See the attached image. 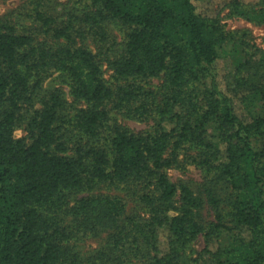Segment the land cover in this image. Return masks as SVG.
Wrapping results in <instances>:
<instances>
[{"label":"trees","instance_id":"trees-1","mask_svg":"<svg viewBox=\"0 0 264 264\" xmlns=\"http://www.w3.org/2000/svg\"><path fill=\"white\" fill-rule=\"evenodd\" d=\"M86 1L85 12L61 24L34 10L52 43L0 20V264H84L73 241L100 232L109 235L100 254L111 256L107 264H133L128 251L136 255L141 247L149 255L145 264H189L186 249L199 235L202 264H264V114L246 104L251 93L264 102V74L248 87L240 70L252 58L238 63V85L245 88L237 109L218 69L233 35L202 14L197 3L204 0ZM228 2L232 13L264 22V0L247 10ZM109 20L125 29L124 48L110 62L113 76L131 80L115 90L83 45L88 35L106 43ZM51 76L85 105L70 122L80 140L64 139L61 91L42 92ZM151 78L161 79L155 92L161 103L135 82ZM109 103L138 117L156 107L159 119L151 131L133 134L112 122ZM18 128L25 136L15 137ZM184 146L198 149L193 161L230 187L232 227L219 212L200 223V198L167 176ZM126 182L143 186L138 197L148 216L119 225L124 203L97 188ZM209 201L216 204L212 194ZM230 229L235 242L223 246L219 234Z\"/></svg>","mask_w":264,"mask_h":264},{"label":"rangeland","instance_id":"rangeland-1","mask_svg":"<svg viewBox=\"0 0 264 264\" xmlns=\"http://www.w3.org/2000/svg\"><path fill=\"white\" fill-rule=\"evenodd\" d=\"M237 1L244 6L243 9L247 10L250 9V6L257 5L258 1L260 3L261 0ZM197 6L205 16L217 17L223 24L224 29L233 35L230 41L231 46L226 45L223 48L227 51L221 53L218 69L219 79L222 80L225 89L233 96L234 105L238 109L242 105L239 93L243 92L245 88L238 85L239 72L242 71L240 76H245L248 80L246 83L248 87L256 83L259 76L264 74V22L253 19L251 16L232 13V7L228 0H204L199 1ZM36 9L45 15L54 17L56 24H61L68 15L80 16L88 9V3L86 0H0V20L8 21L20 33H32L36 41L45 40L52 43L40 29L39 23L32 18V13ZM105 29L108 35L106 43L97 42L92 36L88 35L83 45L98 58L102 79L115 90L120 85L131 82V80L116 79L110 67V62L118 57L124 48L125 29L119 23L111 20L105 22ZM242 47H247L248 53H246V56L242 51ZM246 57L252 58V66L238 71V63L245 60ZM135 82L137 85L142 86L144 90L153 91L154 103H161L159 94L155 93L159 89L160 78L136 79ZM205 82L208 86V78ZM55 88L61 91L64 101L62 116L65 119L61 121L63 132H65L64 139L72 141L82 139L84 136H80L70 122L75 110L83 108L84 103L74 101L68 92V86L61 80L53 78V76L45 81L42 92ZM151 101V98H147V102ZM246 104L253 114H264V102L257 94H248ZM107 108L112 122L124 126L133 134L151 131L155 122L159 119L156 107H151L148 110L149 115L146 117L128 115L126 111L113 108L111 103L107 104ZM14 135L17 138L23 137L25 131L23 128H18ZM175 154L176 163L166 169V174L171 182L186 184L193 194L200 198L202 206L197 210L200 223L205 225L213 222L215 213L219 212L223 215L224 223L228 227H232L228 216L231 190L227 183L218 179L215 172L207 171L193 161V157H198L201 154L198 149L184 146L177 149ZM167 155H170V152ZM97 192L118 197L124 203L125 211L119 225H124L129 216H135L137 219H145L148 216L146 207L138 197L142 192H145L141 185L131 182H126L120 186L101 184L98 186ZM210 194L214 196L216 204L209 201ZM235 233V229L221 232L219 239L222 245L229 246L233 244L236 239ZM108 236L107 232H100L73 241L75 250L84 264H107L105 263L106 258L111 256L100 254L108 250ZM204 245L205 240L202 235H199L196 240L188 245L186 254L189 258V264H202L199 254ZM109 252L112 254L111 249ZM128 255L133 264H145L149 259L148 252L144 247H141L136 255L129 250Z\"/></svg>","mask_w":264,"mask_h":264}]
</instances>
